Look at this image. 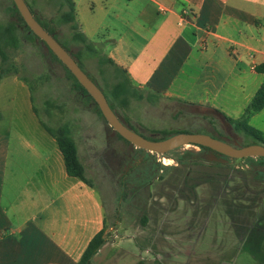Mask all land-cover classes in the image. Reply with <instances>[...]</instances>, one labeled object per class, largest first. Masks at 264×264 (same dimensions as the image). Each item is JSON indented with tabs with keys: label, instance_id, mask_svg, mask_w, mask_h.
Masks as SVG:
<instances>
[{
	"label": "rangeland",
	"instance_id": "1",
	"mask_svg": "<svg viewBox=\"0 0 264 264\" xmlns=\"http://www.w3.org/2000/svg\"><path fill=\"white\" fill-rule=\"evenodd\" d=\"M27 1L83 71L108 92L120 75L101 63L102 45L92 52L73 39L74 31L62 20L68 10L64 0ZM13 7V0H0V25L14 21ZM17 34L19 46L6 47L9 61L4 65L0 59V66L30 89L40 119L52 129L70 132L104 207L106 243L92 264H264L262 159L209 161L212 152L192 144L167 154L136 150L73 87L66 66L44 44L24 29ZM9 83L1 88L0 111L15 94ZM113 103L120 118L149 140L161 138L157 131L164 130L219 135L239 147L257 142L208 107L165 97L129 99L127 106ZM4 113L16 117L13 110ZM262 122L264 112L251 125L260 128Z\"/></svg>",
	"mask_w": 264,
	"mask_h": 264
},
{
	"label": "crops",
	"instance_id": "2",
	"mask_svg": "<svg viewBox=\"0 0 264 264\" xmlns=\"http://www.w3.org/2000/svg\"><path fill=\"white\" fill-rule=\"evenodd\" d=\"M72 1L79 31L143 93L238 120L264 83L255 71L264 63V0ZM6 82L15 94L0 111V264H77L105 228L102 201L68 174L30 89L5 74L0 96ZM253 128L264 134V122Z\"/></svg>",
	"mask_w": 264,
	"mask_h": 264
},
{
	"label": "trees",
	"instance_id": "3",
	"mask_svg": "<svg viewBox=\"0 0 264 264\" xmlns=\"http://www.w3.org/2000/svg\"><path fill=\"white\" fill-rule=\"evenodd\" d=\"M26 3L28 4L30 10L32 11L33 15L37 19V21L48 31L49 34L53 35L56 39L58 38L55 34V31L51 29L46 23H44L41 18L37 15V13L33 10L32 6L28 3L27 0H25ZM63 6H66L68 10L62 14V20L70 25V28L73 33V39L77 42H81L85 45V47L94 52V46L88 42L86 37L84 36L83 33L79 31V26L76 22V17H75V4L72 0H64V2H61ZM14 14H15V19L12 21V23L8 25H0V59L2 64H8L9 57L6 53V47L7 46H13V47H18L19 46V38L17 31L20 29L26 30L27 36L31 38H35L38 41H40L42 44H44L47 49L49 50L50 54L55 58L57 61H59L62 65L63 63L59 60V58L48 48L46 43L42 40H40L32 31L31 29L26 25V22L24 21L23 17L21 16L19 10L15 6L14 3ZM58 41V40H57ZM64 47V46H63ZM65 48V47H64ZM75 59L76 57L67 49L65 48ZM77 63L78 59H75ZM101 63H107L111 65L115 72L116 75H120L117 77V82L109 89L108 92H106L104 89H102L98 83L93 80L98 87L104 92L111 108L114 110L116 115L119 117V119L128 127H130L124 120L120 118L118 113L115 110V105L114 102H119L120 105L122 106H127L129 103V99H136V100H144L146 99L149 102H154L155 100H158L162 98L160 95L152 94V93H143L140 90H138L133 84L132 81L128 75V73L119 67H117L111 60H108L106 58H103L100 60ZM65 67V65H63ZM80 66V64H79ZM81 67V66H80ZM67 70L68 75L70 78L74 80V85L73 87L76 90H79L80 93L83 95V97L88 98L93 106L95 112L102 117L103 119L104 116L99 108V106L96 104L92 96L87 92V90L78 82V80L75 78V76L65 67ZM255 71L260 74H264V63L258 65L255 67ZM7 74L3 71V68L0 66V81L3 78V76ZM110 95V96H109ZM192 106H196L193 104H190ZM264 109V83L261 85L259 90L257 91L256 95L254 96L253 100L251 101L250 105L247 107L245 110L244 115L238 119L234 120L231 118H228L224 115H222L225 120L233 125V128L235 131L244 133L248 137H253L257 142L255 144H261L264 145V134L253 128L250 124V118L256 114L261 112ZM44 128L46 131L52 135L58 142V145L64 155L65 159V164H66V169L67 172L70 176L76 177L81 179L84 183H86L88 186L93 187V183L87 178L86 172H85V167L82 164L80 157H79V151H78V146L74 138L70 136V132L65 128V127H60L58 129H52L49 127L47 124H43ZM133 129L132 127H130ZM134 130V129H133ZM135 131V130H134ZM157 133L163 134L161 138H156V139H150L153 141H158V140H164L167 139L165 135L167 134L169 137L174 136L177 134H181L180 132H173V133H168L164 130L162 131H157ZM119 138L123 140L125 143L131 145L130 142L125 140L123 137H121L118 134ZM217 139H222L219 135L213 136ZM201 149V152H213L211 149L199 146ZM138 151H142V149H136ZM216 154L218 157H224L216 152H213ZM190 153H187L189 155ZM225 159H228L227 157H224ZM264 161V158H260ZM106 239H105V228L102 230L94 239L90 242L88 248L84 252L82 258L77 264H92L93 258L99 253V251L102 249V247L105 245Z\"/></svg>",
	"mask_w": 264,
	"mask_h": 264
},
{
	"label": "water",
	"instance_id": "4",
	"mask_svg": "<svg viewBox=\"0 0 264 264\" xmlns=\"http://www.w3.org/2000/svg\"><path fill=\"white\" fill-rule=\"evenodd\" d=\"M19 10L26 25L48 48L59 58L67 69L75 76L78 82L92 96L99 106L104 118L113 129L114 133L119 134L130 142L137 149H142L150 153L167 154L183 146L192 144L211 149L228 159L244 158H264V145L253 144L246 147H239L236 143L231 144L203 133H181L171 136L164 140L153 141L140 135L127 125H125L114 110L111 108L104 92L98 85L83 71L72 55L48 33V31L37 21L25 0H13ZM207 155V160L220 163H227L228 159L218 157L214 153Z\"/></svg>",
	"mask_w": 264,
	"mask_h": 264
}]
</instances>
